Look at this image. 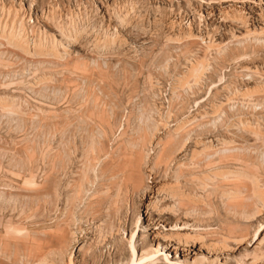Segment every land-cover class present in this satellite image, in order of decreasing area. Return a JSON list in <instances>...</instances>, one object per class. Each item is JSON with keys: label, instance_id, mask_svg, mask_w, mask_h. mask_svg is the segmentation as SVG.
Segmentation results:
<instances>
[{"label": "rangeland", "instance_id": "374dc122", "mask_svg": "<svg viewBox=\"0 0 264 264\" xmlns=\"http://www.w3.org/2000/svg\"><path fill=\"white\" fill-rule=\"evenodd\" d=\"M221 1L0 0V264H264V0Z\"/></svg>", "mask_w": 264, "mask_h": 264}, {"label": "bare ground", "instance_id": "6f19581e", "mask_svg": "<svg viewBox=\"0 0 264 264\" xmlns=\"http://www.w3.org/2000/svg\"><path fill=\"white\" fill-rule=\"evenodd\" d=\"M239 1L244 6L249 7L252 4L257 5L259 3V1H261V0H239ZM221 2H228L229 3V0H225V1L222 0ZM230 3H232V2H230ZM163 249H164V251H162L160 255H162L164 257V259H166V260L170 259V257H169L170 254L169 253L175 252L176 255H175V257H173L174 259H172V261H170L171 264H190L191 258L189 257L190 256V252L188 250L182 249L180 247L179 248L175 247L173 249H171L170 247H165ZM136 251L137 250H135L134 252L136 253ZM135 257H139V253H138V256H135ZM197 261H199V259L197 257L192 259L193 264H196Z\"/></svg>", "mask_w": 264, "mask_h": 264}]
</instances>
